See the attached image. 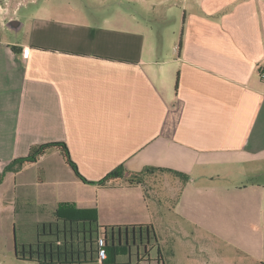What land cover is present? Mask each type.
Instances as JSON below:
<instances>
[{
	"label": "crops",
	"instance_id": "obj_1",
	"mask_svg": "<svg viewBox=\"0 0 264 264\" xmlns=\"http://www.w3.org/2000/svg\"><path fill=\"white\" fill-rule=\"evenodd\" d=\"M117 3L116 13L97 19L39 14L25 41L13 34L27 24L12 29L17 15L0 6V172L50 143L66 144L93 183L123 166V178L99 187L81 181L57 149L31 164L39 183L59 184L55 210L72 203L96 212L129 264L145 263L144 250L149 264L164 260L160 251L152 256L150 228L131 227L154 229L164 201L151 194L157 176L176 177L172 171L190 176L178 208L187 209L201 181L194 187L200 208L244 214L264 236V0ZM131 4L141 17L125 11ZM51 156L60 160L53 168L43 165ZM147 167L165 170L129 186L126 178ZM221 175L228 184L215 182ZM231 175L246 182L232 183ZM123 233L147 245L124 246ZM255 257L264 264V255Z\"/></svg>",
	"mask_w": 264,
	"mask_h": 264
},
{
	"label": "rangeland",
	"instance_id": "obj_2",
	"mask_svg": "<svg viewBox=\"0 0 264 264\" xmlns=\"http://www.w3.org/2000/svg\"><path fill=\"white\" fill-rule=\"evenodd\" d=\"M118 1L124 0H0V6L7 15H17L19 21L27 24L25 30L13 34L14 40L25 41L32 32L33 18L39 14L70 15L79 20H87L94 15L97 19L116 13ZM125 11L138 17L142 15L137 10L134 12L133 4L131 8L125 6ZM51 157L43 165L53 168L60 163ZM219 171L227 170L221 168ZM237 171L241 169H233V173L238 174ZM221 176L215 182L228 184L229 175ZM231 176L232 183L246 182L238 175ZM38 177V166L30 165L18 175L8 173L0 186V264H39L18 260L16 255L25 243L37 241L40 224L57 219L54 203L61 199L59 184L52 179L39 183ZM258 180L264 182V179ZM185 184L183 179L172 175H158L156 178L158 190L152 192L151 198H160L164 206L153 212L158 240L153 243L152 256H157L160 251L163 264H262L255 257V254L264 255V236L257 231L258 226L246 220L244 214L238 220L225 209L214 212L200 208L194 187L200 186L201 181L188 192L184 202L187 209H184V204L178 208ZM221 202H228V199L222 196ZM116 252L118 264H129L127 251L117 249Z\"/></svg>",
	"mask_w": 264,
	"mask_h": 264
},
{
	"label": "trees",
	"instance_id": "obj_3",
	"mask_svg": "<svg viewBox=\"0 0 264 264\" xmlns=\"http://www.w3.org/2000/svg\"><path fill=\"white\" fill-rule=\"evenodd\" d=\"M52 149H57L62 153L66 163L84 183L106 187L110 183L124 177L123 166H120L102 181L98 183L90 182L80 174L66 144L50 143L34 148L29 156L15 159L6 166L0 172V186L8 173L17 174L26 166L37 164L40 158ZM159 170L165 169L147 167L141 173L130 175V177L126 178V181L129 186H137L144 182L147 174ZM172 172L176 177L183 179L185 183L190 181L189 175L176 171ZM39 173L41 176V169ZM55 212L56 221L39 225L37 241L31 244H24L22 250L16 252L18 260L39 264H118L116 251L117 249L122 250V246L111 243L114 228L101 227L98 223L96 212L78 209L72 203H60ZM92 213H94V217L89 216ZM131 228L133 230L145 228L144 234H147L146 229L150 228L151 240L157 241L156 232L151 226ZM138 234H141L140 229ZM101 238L107 241L106 250L108 257L104 263H100L98 260V244Z\"/></svg>",
	"mask_w": 264,
	"mask_h": 264
},
{
	"label": "flooded vegetation",
	"instance_id": "obj_4",
	"mask_svg": "<svg viewBox=\"0 0 264 264\" xmlns=\"http://www.w3.org/2000/svg\"><path fill=\"white\" fill-rule=\"evenodd\" d=\"M143 240H145V241H143ZM136 241H140L139 242V246H141V245H144V246L147 245L146 244V238L145 237H139L138 235L135 237L134 234L128 235V234L123 233L122 243H123L124 246H127L129 248H132L134 246V244L136 243ZM141 255L143 256V262L145 261V262H148L149 263L150 261H153L154 260V258H148L147 256H145V254L143 255L142 254V251H141ZM160 264H162V262Z\"/></svg>",
	"mask_w": 264,
	"mask_h": 264
},
{
	"label": "built area",
	"instance_id": "obj_5",
	"mask_svg": "<svg viewBox=\"0 0 264 264\" xmlns=\"http://www.w3.org/2000/svg\"><path fill=\"white\" fill-rule=\"evenodd\" d=\"M262 77L264 78V73L262 74ZM99 250H98V260L100 263H104L105 260H107L108 254L106 250L107 241L104 238H101L99 240Z\"/></svg>",
	"mask_w": 264,
	"mask_h": 264
},
{
	"label": "water",
	"instance_id": "obj_6",
	"mask_svg": "<svg viewBox=\"0 0 264 264\" xmlns=\"http://www.w3.org/2000/svg\"><path fill=\"white\" fill-rule=\"evenodd\" d=\"M20 21L18 20H13L9 23V26L12 28V29H19L20 28ZM17 252V251H16Z\"/></svg>",
	"mask_w": 264,
	"mask_h": 264
}]
</instances>
